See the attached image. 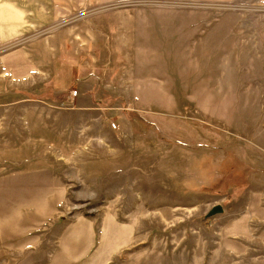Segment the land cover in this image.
<instances>
[{"label":"rangeland","instance_id":"374dc122","mask_svg":"<svg viewBox=\"0 0 264 264\" xmlns=\"http://www.w3.org/2000/svg\"><path fill=\"white\" fill-rule=\"evenodd\" d=\"M0 264H264V0H0Z\"/></svg>","mask_w":264,"mask_h":264},{"label":"water","instance_id":"95a60500","mask_svg":"<svg viewBox=\"0 0 264 264\" xmlns=\"http://www.w3.org/2000/svg\"><path fill=\"white\" fill-rule=\"evenodd\" d=\"M223 213V208L221 205L213 206L210 211L205 215L206 218L213 217L215 215Z\"/></svg>","mask_w":264,"mask_h":264},{"label":"built area","instance_id":"2783aa9c","mask_svg":"<svg viewBox=\"0 0 264 264\" xmlns=\"http://www.w3.org/2000/svg\"><path fill=\"white\" fill-rule=\"evenodd\" d=\"M112 125H113V128H116V125L114 123H112Z\"/></svg>","mask_w":264,"mask_h":264},{"label":"trees","instance_id":"16d2710c","mask_svg":"<svg viewBox=\"0 0 264 264\" xmlns=\"http://www.w3.org/2000/svg\"><path fill=\"white\" fill-rule=\"evenodd\" d=\"M138 120H140L141 118L139 117V118H137ZM250 170H254V169H252V168H250ZM230 192V191H229Z\"/></svg>","mask_w":264,"mask_h":264}]
</instances>
